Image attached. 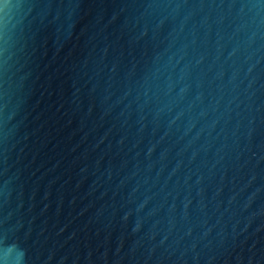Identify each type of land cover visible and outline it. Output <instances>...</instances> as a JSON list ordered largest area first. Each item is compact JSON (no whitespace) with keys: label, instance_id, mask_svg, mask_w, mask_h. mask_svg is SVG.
<instances>
[{"label":"water","instance_id":"95a60500","mask_svg":"<svg viewBox=\"0 0 264 264\" xmlns=\"http://www.w3.org/2000/svg\"><path fill=\"white\" fill-rule=\"evenodd\" d=\"M0 264H264V0H0Z\"/></svg>","mask_w":264,"mask_h":264}]
</instances>
